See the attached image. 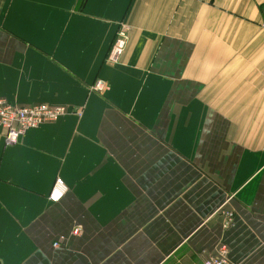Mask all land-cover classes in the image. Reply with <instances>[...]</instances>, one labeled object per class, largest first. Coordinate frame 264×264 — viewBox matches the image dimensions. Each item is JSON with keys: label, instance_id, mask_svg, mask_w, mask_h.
I'll return each instance as SVG.
<instances>
[{"label": "crops", "instance_id": "0c3cea01", "mask_svg": "<svg viewBox=\"0 0 264 264\" xmlns=\"http://www.w3.org/2000/svg\"><path fill=\"white\" fill-rule=\"evenodd\" d=\"M263 71L264 0H0V98L70 111L0 129V264H264Z\"/></svg>", "mask_w": 264, "mask_h": 264}, {"label": "built area", "instance_id": "2783aa9c", "mask_svg": "<svg viewBox=\"0 0 264 264\" xmlns=\"http://www.w3.org/2000/svg\"><path fill=\"white\" fill-rule=\"evenodd\" d=\"M128 35L121 27L116 34L114 43L107 57L109 63H117L126 47ZM264 76V71H263ZM107 89L103 81L98 80L92 87L93 91L103 92ZM70 111L64 106H50L47 104L34 105H12L5 99L0 98V129L4 135L7 147L16 146L25 133L32 129L48 123H55L61 117L69 114ZM68 193V187L64 181L58 178L49 196L53 203L60 202ZM79 229L74 230V235H79ZM57 247V244L55 245ZM203 264H235L229 259V251L222 246L216 255H209L204 258Z\"/></svg>", "mask_w": 264, "mask_h": 264}]
</instances>
